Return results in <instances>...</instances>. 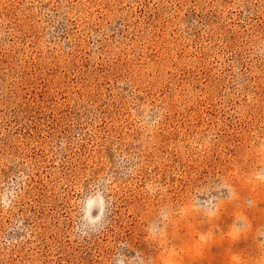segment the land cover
<instances>
[{
  "label": "rangeland",
  "instance_id": "rangeland-1",
  "mask_svg": "<svg viewBox=\"0 0 264 264\" xmlns=\"http://www.w3.org/2000/svg\"><path fill=\"white\" fill-rule=\"evenodd\" d=\"M0 264H264V0H0Z\"/></svg>",
  "mask_w": 264,
  "mask_h": 264
}]
</instances>
